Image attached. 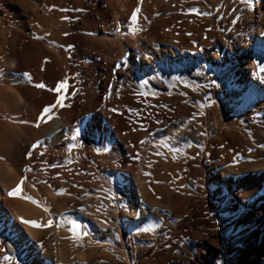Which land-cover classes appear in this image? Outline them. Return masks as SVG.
<instances>
[{"label": "bare ground", "instance_id": "obj_1", "mask_svg": "<svg viewBox=\"0 0 264 264\" xmlns=\"http://www.w3.org/2000/svg\"><path fill=\"white\" fill-rule=\"evenodd\" d=\"M0 14V264H101L105 246L95 262L92 245L53 251L110 231L122 245L118 225L143 220L146 254L161 243L145 264H228L219 212L245 234L237 264H264V0H0ZM106 159L119 182L93 183Z\"/></svg>", "mask_w": 264, "mask_h": 264}, {"label": "rangeland", "instance_id": "obj_2", "mask_svg": "<svg viewBox=\"0 0 264 264\" xmlns=\"http://www.w3.org/2000/svg\"><path fill=\"white\" fill-rule=\"evenodd\" d=\"M25 10L27 11L26 8H25ZM0 17H2L1 14H0ZM6 19L12 24L17 23V20H15L14 17H12V16H7ZM0 80H1V78H0ZM166 150L168 151L169 149H165L164 152H163V150H161L160 152L162 154L160 152H157L158 154H157V156H155V160H157L156 161L157 163L155 162L154 163L155 165L152 166V173L155 172V174H157V176H158L157 177V181H156L157 182V184H156L157 186L161 185V182L159 181V179L165 173V170H166V168H164L165 167L164 166L165 165V160H163L162 157H164L166 155H170V153L172 152V150H169L168 153H166L167 152ZM163 153L165 155H163ZM99 154L100 155H104V152L100 151ZM89 155L93 156V152H90ZM156 158H158V159H156ZM98 160H100V162H102L100 158ZM106 161H107V163L111 164L109 166V168H110L109 172L110 173L109 174L106 173V174L103 175L102 173L99 174V172H98L99 176H95L97 178H94L93 176H90L91 177L90 179H92V178L95 179L94 181L92 180L93 183H96V181H97L96 179H98V178H101L103 180H105V179L107 180V178H108L109 181H112V182H117L118 181L119 182L120 177H119V175H117L119 173L113 174L114 169H117L116 166H113L112 162L109 159H106ZM88 164H90V163H88ZM118 169L120 170V168H118ZM155 174H154V176H155ZM106 175H107V177H106ZM187 188H188V190H190V193H195V194H197V196L199 195L200 198H203V200H205L207 198L210 201H212L210 203H214V199L212 198V194L208 193L206 196H204L201 193H196L194 191L192 183H187ZM208 188H210V187H208ZM159 189H161V187ZM157 192H159V191H157ZM160 192H163V190H160ZM167 192L169 193V191H167ZM166 195H167V193H166ZM169 195H171V194H169ZM220 198H222V197H220ZM222 200H223V198H222ZM106 203H108L109 212H108V210H105L104 217L106 219L109 218V221L112 224V226L114 225V223L116 225H118L119 223H116L115 221H113V219L111 218V214H110V212H111L110 208L114 205L112 199H107ZM223 203H224V200H223ZM220 215H221V217H220ZM226 215L227 214H225L223 212H219V214L216 215L217 218H216V221H214V225L217 226L218 231H220V233L222 234L223 241H225V243H226V251H227L226 253L227 254L228 253H232L233 254L232 257H231V261L228 264H237L239 259H238V254H237L236 250L239 247H241L242 240H243V238H245V234H243V233L242 234H237V231L235 230V227H239L238 222H236L235 217H234V220H233L232 216H229L227 218ZM234 221H235V223H233ZM118 226L121 229L125 230V239H124L125 242L123 241V243H122L123 246L121 244H120L121 246L118 244V242H117L118 236H115L113 234V232L110 231V233L108 232L107 233L108 235L106 234L105 237H101V238L97 239V238L92 236V237H89V239L87 241H85L84 239L76 238V237L64 238V239L62 238V239L59 240V245L61 244L59 246V249H61V250L55 249L53 251V254L56 255V256H59L62 253L65 254L66 252L70 251L71 248L72 249L73 248L74 249L75 248L76 249H80L81 248L80 250H82L83 253H88L89 248H90L89 246L92 245V246H94L92 248L93 249L92 251H94V253H96V256L91 258L90 260L95 262V261H98V260L102 259V258L100 259V256L98 255V251H99V249L101 250L105 246L107 248L106 254L108 255V257H107V260H103L101 264H145V263H150L152 261L151 256H153L157 252V249L159 248L161 243H158L153 248L152 253L146 254V252L144 251L145 249H144L143 243L141 241V238L144 237L147 234H148L147 236L152 235V233L154 231L153 225L151 223H146V221L143 220V221H138L137 223H131V224L129 222L128 223L126 222V227L125 228H123V226L121 224H119ZM229 234H230V236H229ZM68 244H71V245H68ZM176 256H180V255L177 254ZM83 264H91V263L84 261Z\"/></svg>", "mask_w": 264, "mask_h": 264}, {"label": "snow or ice", "instance_id": "obj_3", "mask_svg": "<svg viewBox=\"0 0 264 264\" xmlns=\"http://www.w3.org/2000/svg\"><path fill=\"white\" fill-rule=\"evenodd\" d=\"M137 12L139 11V9H137L136 10ZM132 20L135 22L136 20H137V16L134 14L133 15V17H132ZM37 87H41V88H43V87H45V85H43V84H38L37 85ZM66 87V81H64V82H61L55 89H54V91H56V92H60L61 91V89H63V88H65ZM62 100H63V97H60L59 99H58V101H57V104H61V106H62ZM54 107H56V105H52V106H50L49 108H45L44 109V112L45 113H49V112H51V110H52V108H54ZM20 191V189L19 188H17L13 193H10V195H16L18 192ZM26 223H30V224H32V226H34V227H43V226H45V225H41V224H39L38 222H36V221H26ZM51 221H49L48 222V225H46V226H51Z\"/></svg>", "mask_w": 264, "mask_h": 264}]
</instances>
